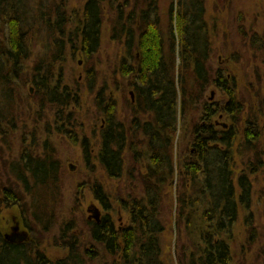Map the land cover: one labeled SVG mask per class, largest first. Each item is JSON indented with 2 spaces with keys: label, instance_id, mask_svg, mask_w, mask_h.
Instances as JSON below:
<instances>
[{
  "label": "trees",
  "instance_id": "obj_1",
  "mask_svg": "<svg viewBox=\"0 0 264 264\" xmlns=\"http://www.w3.org/2000/svg\"><path fill=\"white\" fill-rule=\"evenodd\" d=\"M103 1L87 0L82 17L67 36L70 46L77 44L88 58L99 46ZM63 2L0 0V157L8 131L16 126L14 98L19 80L34 84L42 97L60 107L69 100L77 102V95L59 90L61 75L58 73L55 79L51 70L53 61L61 59L56 53H62L64 48L62 37L68 21ZM148 8L149 5L141 10L138 21H135L134 12L123 17L118 11L112 24L114 38L117 32L124 35L127 54L135 38L132 24L140 30L137 36L138 64L136 67L127 66L122 60L120 70L123 75H132L136 79L137 91L144 97L138 95L139 113L150 116L140 126L135 123L141 128L146 147V173L140 176L142 197H130L127 205L129 225L118 231L107 214L99 222H89V237L105 257L119 255L121 264H167L161 259L159 234L164 225L160 210L166 181L177 173L185 190L176 197V221L178 229L183 223L189 244L183 252L189 250V255L186 261V255L182 260H176V264H230L233 257L228 241L240 209L249 214L245 218L249 222L248 229L253 233L256 231L249 210L252 190L249 175L264 166V147L258 145L256 119L249 117L243 129L237 127L243 103L237 97L235 80L220 69L213 74L206 66L210 37L203 20L202 0H178L166 41L157 17L149 18ZM40 24L47 32L53 31L55 55L37 59L33 67H27L34 34ZM249 44L254 53L264 59V29L261 35L253 33ZM24 73L26 78H23ZM210 83L227 95L222 105L200 100ZM178 98L179 112L182 113L190 104L203 101L199 117L190 131L193 152L187 153L179 163L174 160L173 153V139L180 117ZM101 107L106 125L97 157L109 176L114 177L122 171L124 151L134 152V148L128 143V130L115 119L114 107L110 103ZM217 111L225 112L232 120L231 125L217 128L212 120ZM250 153L253 159L248 160L247 169L235 173L236 154L243 159ZM0 171L4 176L7 174L6 181L0 178V211L2 206L13 205L22 211L27 210L26 196L31 204H36L38 199L34 195L40 187L47 188L58 179L57 161L26 151L21 152L17 161L7 164V173ZM93 191L104 208H109V197L101 185L97 184ZM34 218L41 223L39 214ZM43 225L46 227L45 223ZM71 229L70 224L61 229L57 241H62L57 244L66 247L68 252L64 258L54 261L40 250V243L32 237L21 242L5 239L0 227V264H98L99 249L94 247V251L93 245L92 248L82 247L79 236L70 232ZM105 264H117V260L105 261Z\"/></svg>",
  "mask_w": 264,
  "mask_h": 264
},
{
  "label": "rangeland",
  "instance_id": "obj_2",
  "mask_svg": "<svg viewBox=\"0 0 264 264\" xmlns=\"http://www.w3.org/2000/svg\"><path fill=\"white\" fill-rule=\"evenodd\" d=\"M85 1L64 0L68 21L62 37L64 48L62 53H56V57L61 59L57 60L59 62L53 61L51 69L55 79L58 73L61 75L59 90L66 89L71 95H77V102L69 100L60 107L58 103L42 97L34 84L19 80L14 98L16 126L8 131L0 157V170L7 173V164L17 161L22 151L41 158L48 156L57 161V182L47 188L40 187L34 195L38 199L36 204H31L26 196L25 205L28 208H24V212L16 205L2 206L0 227L8 234L12 233L14 227H19L20 233L22 230L27 232L29 237L40 243V250L55 261L67 255V248L57 244L62 241L57 239L60 238L61 229L70 224V232L79 236L82 247L92 248L93 245L94 251V247L99 249L101 257L100 261L96 260L98 264H105V261L111 262L113 259L121 264L119 255L105 257L100 247L90 240L89 222L96 221L90 209L96 208L99 211L100 220L105 215H110L117 230L121 231L130 224V212L127 209L130 197H142L140 176L146 173L147 161L139 126L143 120L150 119V116L148 113L144 116L139 113L138 95H141L137 91L136 79L132 75H123L120 70L122 59L127 66H137L136 47L140 30L132 24L135 38L131 46V57H127L125 37L117 32L114 38L112 24L120 5L127 4L124 12L134 10L135 21H138L141 9L150 0L103 1L99 46L91 58L86 57L77 44L71 47L67 39L77 20L82 17ZM155 1L154 14L166 41V32L173 21L178 0ZM202 3L205 10L203 20L210 37L206 66L213 74L220 69L227 73L225 75L228 78L235 80L237 97L243 103L241 119L236 125L243 129L249 117L256 119L258 145L264 147V59L254 53L249 44L251 35H261L264 29V0H202ZM52 32H47L41 24L36 29L31 55L26 61L27 67H33L37 59L55 55ZM26 73L23 78L27 76ZM200 100L215 106L222 105V101L227 100V95L210 83ZM200 100L190 104L182 113L179 112L178 98L177 110L180 117L178 116L177 131L173 139L174 160L178 163L187 153L193 152L190 131L201 111L203 101ZM108 103L114 107L115 119L128 130V143L134 148V152L124 151L122 171L114 177L109 176L97 157L102 131L106 125L101 105ZM212 120L217 128L228 127L232 123L231 118L221 111H217ZM135 123L139 126L136 127ZM235 157L234 171L237 174L245 171L248 160L253 159L251 153L246 154L243 159L238 154ZM5 176L0 171L1 180L6 181ZM13 177L11 178L15 180ZM249 179L252 186L249 210L252 214L251 223L256 231L253 233L248 229L249 222L245 218L249 214L240 209L228 241L233 257L230 264H264V166L249 175ZM97 184L101 185L109 197L110 205L107 209L94 194L93 189ZM183 184L180 174L175 173L174 178L168 179L164 186L160 210L164 230L159 234V240L161 259L167 264H176V260H182L185 255L186 261L189 255V250L183 252V248L189 245L183 232V223L178 229L176 221V197L180 191L185 190ZM36 214L41 216V223L35 220Z\"/></svg>",
  "mask_w": 264,
  "mask_h": 264
},
{
  "label": "flooded vegetation",
  "instance_id": "obj_3",
  "mask_svg": "<svg viewBox=\"0 0 264 264\" xmlns=\"http://www.w3.org/2000/svg\"><path fill=\"white\" fill-rule=\"evenodd\" d=\"M87 1V0H86ZM86 1H85V3H86ZM84 3V4H85ZM127 4H125L124 6L123 5H120L118 8H117V12L118 11H120L121 12V14H122V16L123 17H126L129 13H131V12H133L134 10H131V11H129V12H124V8H125V6H126ZM147 5H149V8H148V15H149V18H151V17H153L155 14H154V10H155V5H156V1L155 0H150V1H148L147 3H146V5H145V7H147ZM84 7V6H83ZM102 7H104V6H102ZM154 9V10H153ZM142 10V9H141ZM103 11H104V8H103ZM156 17V16H155ZM134 42V41H133ZM132 42V43H133ZM138 42V41H137ZM131 46H132V44H131ZM137 48V47H136ZM82 51V50H81ZM130 52H131V48L128 50V53H129V56L131 57V55H130ZM83 53V52H82ZM128 55V54H127ZM137 56H138V59H139V51H138V49H137ZM124 62V64H126V62H125V60L124 59H122ZM121 63H122V61H121ZM63 90H66V89H63ZM66 91H68V90H66ZM71 94V93H70ZM19 229V227H17V230ZM2 230V229H1ZM17 230H16V233H17ZM26 231V230H25ZM20 233V231H18V234ZM25 233V234H24ZM2 234H3V236H4V238L5 239H8V232L7 231H4V230H2ZM23 237H24V239L25 240H27V239H29L28 238V234H27V232H24L23 230H22V232L20 233ZM22 240H20L19 242H21Z\"/></svg>",
  "mask_w": 264,
  "mask_h": 264
},
{
  "label": "water",
  "instance_id": "obj_4",
  "mask_svg": "<svg viewBox=\"0 0 264 264\" xmlns=\"http://www.w3.org/2000/svg\"><path fill=\"white\" fill-rule=\"evenodd\" d=\"M90 210L93 211V217L96 219L97 222H99L100 221L99 211L96 208L90 209ZM16 230H17V227H14L12 229V233L8 235V239L19 242L20 240L24 239V237L20 233L18 234V230L16 233Z\"/></svg>",
  "mask_w": 264,
  "mask_h": 264
},
{
  "label": "bare ground",
  "instance_id": "obj_5",
  "mask_svg": "<svg viewBox=\"0 0 264 264\" xmlns=\"http://www.w3.org/2000/svg\"><path fill=\"white\" fill-rule=\"evenodd\" d=\"M29 240V239H28Z\"/></svg>",
  "mask_w": 264,
  "mask_h": 264
}]
</instances>
